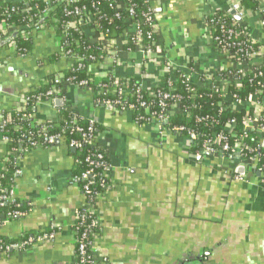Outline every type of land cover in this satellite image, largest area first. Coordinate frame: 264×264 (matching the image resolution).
<instances>
[{"label":"crops","instance_id":"obj_1","mask_svg":"<svg viewBox=\"0 0 264 264\" xmlns=\"http://www.w3.org/2000/svg\"><path fill=\"white\" fill-rule=\"evenodd\" d=\"M151 3L158 10L154 13L158 50L150 58L136 53L131 59L120 37L119 56L136 63V68L116 67L106 60L90 64L89 72L98 79L110 74L130 77L149 91L160 78V55L174 64V73H187L190 61L201 73L219 71L223 61L211 46L202 18L216 10L229 14V0ZM244 11L243 31L264 43V0L257 10ZM10 29L0 25L4 36L0 43L15 32ZM85 36L91 42L100 40L89 28ZM31 38L32 50L24 57L15 54L14 38L0 48V122L3 112L17 108L20 96L70 68L65 57L50 60L60 52L54 28L34 32ZM93 95L67 86L64 97L35 107L33 118L57 123L55 100L60 99L72 113L103 127L96 143L108 152L110 169L108 186L94 207L100 226L93 239L94 264H264V187L257 172L235 180L226 174L227 161L193 157L187 138L154 124L139 126L127 111L95 106ZM6 151L0 141V163ZM73 154L60 141L50 148L27 150L18 159L12 191L18 202L30 207L24 216L3 222L0 236L14 240L23 233L56 231L52 240L25 252L1 254L0 264H74L72 226L76 213L85 207V196L71 183Z\"/></svg>","mask_w":264,"mask_h":264},{"label":"trees","instance_id":"obj_2","mask_svg":"<svg viewBox=\"0 0 264 264\" xmlns=\"http://www.w3.org/2000/svg\"><path fill=\"white\" fill-rule=\"evenodd\" d=\"M52 10L50 13L44 15L48 7L43 0H0V25L6 28L13 27L17 36L12 39L11 45L17 56L24 57L30 54L32 50V38L26 37V34L32 32L35 28H54L55 35L59 38L65 39L64 41H59L61 48L68 52L70 55L77 56L81 59V66H78V62L74 63L71 68L61 72L62 75L67 79H72L73 83H78L82 81H88L93 79V82L101 83L106 85L109 91L113 90L112 79L104 78L98 79L89 72L88 66L90 64L104 63V58L107 55L106 50H115L116 45H111L110 42L116 41L124 33L125 28L128 24L132 23V20H128L129 13L126 10L116 12L115 4H111L109 0H76L75 2H69L70 0H50ZM117 2H122L126 7L134 6V16L133 21L140 25L143 34L149 31L148 24L143 17V14H149L153 17L155 21V15L152 12L150 5H152L151 0H115ZM240 6L243 10H257L259 7L258 2L254 0H238ZM78 9L81 15H76L74 12ZM88 19L86 22H80V18ZM53 19L54 21H52ZM77 23L76 28L67 27L65 25L68 23ZM202 25L207 24L209 28V37L212 38L213 44L220 42V48L225 47L228 50V56L230 58V64L228 69L231 71V64L236 62V59H243L245 53L249 50H257L259 43L251 44L249 43L248 37L242 33L243 27L240 23H236L235 30L239 32V40L232 41L229 39L227 34L221 30V23L224 24L225 28H230L232 25V16L221 10H216L210 15L202 19ZM89 24V25H88ZM87 28H91L94 34H96L101 41L91 42L85 36V31ZM131 36V34H130ZM129 36V37H130ZM156 36V35H155ZM154 36V37H155ZM4 36L0 30V39ZM217 39V40H216ZM149 39L143 36L144 45H149ZM240 43V46H235L232 44ZM126 49H134L132 43L129 42L126 45ZM60 55L54 54L50 57L52 62L58 61ZM93 58L94 60H91ZM260 73V74H259ZM57 74L50 76L48 79L55 77ZM227 74L224 71L218 72L220 78H225ZM175 82L173 83V90L171 94L176 96L180 108L186 109L189 113H184L181 115H176L167 118L166 120L160 121L161 126L168 130H173V128H183V131L178 135L184 138L187 137L188 132H194L200 134L201 137L197 142V145H192L190 148V153L194 157L195 152L202 145L203 141L214 138L216 136H227V132L230 130L240 138L241 135L245 134V137L241 143L247 148L243 150V156H236L231 152H221L219 146L216 147L218 150V156H220L223 161L233 162L235 159L250 157L255 160L256 170H264V145L258 142V136L255 130L249 129L245 130L244 119L253 118V109L245 108L246 106H237V109L230 108L231 104L237 102L238 104L244 105L250 96L260 93V101H264V66H261L257 72L252 74H247L242 76L241 74L235 75L232 78V86L228 88V95L223 98L219 93L212 92L207 88L196 87L185 81L180 72H176L174 75ZM188 84L192 91L188 90ZM238 84L239 86H236ZM159 85V87H158ZM129 88L136 90L138 88V83L135 80L130 79ZM157 95L164 94L168 91L167 80L164 78H159L157 84ZM49 90L48 84H42L39 88L34 91L28 92V106L26 108V114L33 115L34 107L33 103L35 97L40 96L42 101L54 100L59 96H47ZM115 92V91H114ZM232 96V97H231ZM62 97V96H60ZM121 97L116 93L110 92L106 96H93V103L95 106L103 107V101L109 100L113 103L118 102ZM159 97H150L146 91H139L134 96H131L124 100V106H116L117 111H127L132 115V118L139 126H147L150 124V119L152 115H161L162 109L159 105ZM140 102H144L149 105L148 112L145 111L143 107H140ZM172 101L167 100L166 104H170ZM117 105V104H115ZM244 107V109H243ZM128 108V109H127ZM223 108V109H222ZM22 113L16 111L3 112L2 118L3 123L0 125V133L12 140V143L7 145L6 150L10 148H23L25 151L30 150V146H26L24 137L32 136L35 141L42 142L43 138L40 132V126L35 128H30L27 122L20 120ZM264 115V111L262 113ZM59 116V128H52L48 130L50 136L60 135L65 137L66 144L70 141H82V135L77 133L71 125L72 114L69 112L66 105H62L58 108ZM77 125L82 128L84 133H88L89 121L80 117H77ZM258 123V122H257ZM262 129L264 130V120L259 121ZM49 122H45L44 125H48ZM19 125L21 130L15 131L13 127ZM63 128H65L63 130ZM95 135L99 134L103 127L100 124L94 122L93 124ZM228 143L233 145V138L227 137ZM59 143V142H58ZM54 143L52 146H54ZM46 144L43 143V147ZM51 146V145H49ZM51 146V147H52ZM74 151V169L72 178H80L88 170L94 171L93 185L90 187L92 193H97L101 190V183L105 180L101 175L103 173L102 168H93L90 166L86 160H96L97 156L101 155L102 159L98 161L104 162L110 165V158L107 151L101 148H96L95 146L83 145L80 148H71ZM213 157L208 156L206 158ZM8 161L4 164L0 163V196L4 195V192H8L13 186L16 179V172L18 167L14 164L13 157L7 156ZM228 176H233L234 173L229 171L226 173ZM106 181V180H105ZM86 181L78 180L77 186L81 190L85 185ZM108 185V182H105ZM27 204L19 202V206L15 204H7L0 206V216H7L8 220H13L18 217H13L14 212L20 213V217L25 215L29 211ZM83 214V212H80ZM79 223V224H78ZM1 225V219H0ZM74 229V227H73ZM90 229H93L94 234H98L100 231V226L98 220L93 215H86V218L82 221H77L75 230H77L79 236ZM23 235H33L31 233H23ZM89 240H93L92 237ZM15 240L7 239L0 236V245L5 247L6 245L13 244ZM74 247V264H82L77 256L76 244ZM90 264V263H87Z\"/></svg>","mask_w":264,"mask_h":264},{"label":"built area","instance_id":"obj_3","mask_svg":"<svg viewBox=\"0 0 264 264\" xmlns=\"http://www.w3.org/2000/svg\"><path fill=\"white\" fill-rule=\"evenodd\" d=\"M5 1H10V0H5ZM24 1H31V0H24ZM45 1L48 9L47 11L44 13V15L46 16V14L50 13L52 10V6H51V1L50 0H43ZM76 0H70L69 2H75ZM111 4H115L116 7V12L123 11L126 10L129 13V17L128 20H132V23L128 24L127 27L125 28L124 33L121 35L122 40H124V43H132V46L134 47V49H125L126 55L129 56L131 59L133 58L132 56L135 55L136 53L141 54L143 56L144 59L146 58H150V56L155 53L158 50V46L156 43V34L158 33V28L156 25V22L154 21L153 17L149 14H143V17L145 18L146 23L148 24V28L149 31L145 34H143V32L141 31L140 25L135 21H133V16H134V6H128L126 7L125 4H123L122 2H117L115 0H109ZM256 2H258V4L261 3V0H254ZM229 8L230 10L234 11L240 18H241V22L244 19L245 16V11L242 9V7L240 6V3L238 0H229ZM76 15H81L80 10L76 9L74 12ZM52 21H54L53 19H51ZM86 18H84V20L82 19V16L80 18V22L82 23L83 21L87 23ZM236 21L234 19V17H232V25L230 28H225L224 24L221 23L220 27L221 30H223V32L225 34H227L229 39H232V41H236L239 40V32H237L235 30V26H236ZM89 25V24H88ZM262 26L264 27V19L262 20ZM67 27H71V28H76L77 27V23L72 22V23H68L65 25V28ZM204 27L206 28V30L208 31L209 34V26L207 24L204 23ZM10 31L12 29H14L13 27H10ZM44 29V28H40L37 27L35 28L32 32H29L28 34H26V37H31L33 35L34 32H39V30ZM91 29V28H90ZM15 30V29H14ZM243 34H245L247 37L248 35L242 31ZM131 34V36H130ZM130 36V37H129ZM143 36H145L147 39H149V45H144L143 43ZM155 36V37H154ZM249 39V43L254 44V43H259V47L257 50H252L249 47V50L245 53L243 59L238 58L236 59L235 63L231 64V69L233 70H229V64H230V58L228 56V50L225 47H221L220 48V42L218 41L217 44H213L212 42V38L210 37V43L212 48L219 54L220 58L222 59V66L220 67L219 71L217 70L216 72H211L210 74L208 73H201L200 70H198L197 67V63L196 62H188L187 65V69L188 72L185 73L184 71H177L180 72L183 79L185 81H187L189 84L196 86V87H203V88H207L208 90L212 91V92H217L219 93L223 98H226L228 95V88L230 86H232V78L235 75H239L241 74L242 76H246L247 74H252L254 72H257V70H259V68L261 66H264V43H260V42H256L252 39H250V37H248ZM65 39L60 38V41H64ZM217 40V39H216ZM90 41V40H89ZM101 41V39L99 40ZM96 41V42H99ZM111 45H116V41H112L110 42ZM235 46H240V43L237 44H232ZM122 51L120 50V48H118V46L116 45L115 50H106V56L104 58V62L106 60H110V62H112L116 67L118 66H123V67H135L134 64L136 63H130L129 59H126L125 57L123 58L122 56H119L120 53ZM160 52V51H159ZM160 54V53H159ZM59 55L61 57H65L66 59L69 60L70 62V68L72 67V65L76 62H78V66H81V59L78 58L77 56H73L70 55L68 52H65L61 46H60V52ZM91 60H94L93 58H90ZM160 61L158 62L161 70L159 72L160 74V78H164L167 80V84H168V91L165 92L162 95H157L156 90L157 88V84L156 86L149 90L146 91L148 93V95L150 97H155L158 96L159 97V105L162 109L161 115L159 116H154L152 115L151 119H150V124H154L158 129H164L161 126L160 121L162 120H166L169 117L172 116H176V115H181L184 113H189L188 110L186 109H182L180 108L179 104L177 103L178 99L176 96H173L171 94V91L173 90V83L175 82V71L174 70V64L168 59V57L164 54V55H160L159 57ZM136 68V67H135ZM220 71H224L227 75L225 76V78H220L218 75V72ZM260 74V73H259ZM95 77V76H94ZM194 77V78H193ZM96 78V77H95ZM108 78L112 79V85H113V90L109 91L108 88L106 87V85H103L101 83H94L93 79H90L88 81H82V82H78V83H73L72 79H67L65 78L63 75L59 74L56 75L55 77L48 79L46 81V84H48L49 86V90L47 92V96L52 97V96H62L64 97V91L65 88L67 86L70 85H74L77 86L80 89L83 90H88L91 91L94 95L97 96H106L108 94H110V92L116 93L119 97H121L122 99H120L118 102L113 103L109 100L103 101L102 106L104 108H108V109H116V106H121V107H125L124 106V100H126L127 98L134 96L135 94H137L139 91H142V87L138 84V88L136 90H132L129 88V83H130V77H126V78H117L113 75H108ZM188 84V90L192 91L193 88H190ZM236 86H239L238 84H235ZM159 87V85H158ZM115 91V92H114ZM27 94H24L22 96H20L19 98V104L17 106V108L13 111L16 112H20L22 113L20 120L23 122H27L30 126V128H35L40 126V132L43 138V143L46 144L45 147H43V143L42 142H37L34 140V138L32 136H26L24 137V143L26 146H30L31 149H37V148H50L54 143H58L60 141H63L66 143V139L65 137H61L60 135H54V136H50L48 134V130L52 129V128H59L60 127V123H52L49 122V124L46 126L44 125L45 122L43 123H38L36 121H34L33 115H29L26 114V108L29 104L28 102V97L26 96ZM93 95V96H94ZM232 97V96H231ZM42 98L40 96L35 97V101L33 103V107H38L41 104L45 103L46 101H42ZM167 100H171L172 102L170 104H166ZM49 101V100H47ZM117 104V105H115ZM237 106H246L245 108H251L253 109V113H254V117L251 118H246L244 119L243 123H244V127L245 130H255L257 136H258V142H260L261 145H264V130L262 129L259 121L264 120V115H262L263 111H264V101H260V93L250 96L247 100V102L242 105L241 103L237 105V102L231 104L230 108L233 109H237ZM68 107V106H67ZM140 107H143L145 109L146 112H148L149 110V105L145 104L144 102H140ZM128 109V108H127ZM223 109V108H222ZM244 109V107H243ZM69 112L72 114V118H71V125L74 128V130L77 133H80L82 135V141L78 142V141H70L67 146L71 147V148H80L83 145H87V146H95L96 148H99L97 146V137L99 134L95 135L94 132V128H93V124L94 121L92 120H88L89 121V127H88V133H84L82 128H80L77 123V117H80L74 113H72L70 111V109L68 108ZM81 118V117H80ZM3 121L2 115H1V122ZM0 122V125H2L3 123ZM258 122V123H257ZM13 129L15 131H19L21 130V127L19 125H15L13 127ZM65 128H63L64 130ZM170 131V130H169ZM183 131V128H173V130H171L170 132H174L176 134H179L180 132ZM201 135L194 133V132H188L187 133V139L190 141L191 146L192 145H197L198 140L200 139ZM233 138V145H230L228 143V138ZM245 137L244 135H241L240 138H237L236 135L234 133H232L230 130L227 132V136H216L213 139H207L205 141H203L202 145L199 146V149L195 152V156L199 157V158H206L208 156H215V157H219L218 156V150L216 149L217 146L220 147L221 152H231L233 154H236V156H243L242 152L243 150H247V148L241 143V141L243 140V138ZM0 141L2 143H4L5 145H9L12 143V140L10 138H7L5 136H3L0 133ZM51 145V146H49ZM25 152V150L23 148H10V150L6 151V156L4 157V159H2L1 164H4L8 161L7 156H11L13 157V161L14 164L17 166V161L18 159L21 157V155ZM98 159H102V156L99 155L97 156L96 160H90L87 159L86 162L92 166L93 168H102L103 169V173H102V177L105 178V180L107 181V173L110 169V165L98 161ZM228 171H232L234 173V175L232 176L233 179L235 180H243L247 177L246 174H251L253 172H257L258 175L261 177V185L264 187V170H256V166H255V160L253 158L250 157H245V158H239V159H235L233 162H228ZM242 167L244 169V173L243 174H237L236 173V169ZM19 171L16 172V174H18ZM94 171L93 169L86 171L84 174H82L80 176V178L74 179L71 183L77 186V181L83 180L86 181L85 185L83 186V188L81 189V192L83 193V195L85 196V207L80 209L75 216V221L74 224L72 226V233H73V241L76 244L77 247V256L80 260V263L82 264H94V258H93V240H89L90 237H92L93 235V239L95 237L96 234L93 233V229H90L89 231L81 234L79 236L77 230H75V226L77 224V221H82L83 219L86 218V215H93L94 214V207L95 204L98 202L101 194L104 192V190L107 188L108 185H105V180L102 181L101 183V190L97 193H92L90 187L94 184L93 183V178L95 176H93ZM7 204H15V206H19V202L15 199L14 193L12 191V188L7 192H4V195L0 196V206L3 205H7ZM80 212H83V214H81ZM13 217H20V213L18 212H14ZM24 216V215H23ZM96 217V216H95ZM1 219V225L3 222L7 221V216L1 215L0 216ZM79 224V223H78ZM0 225V226H1ZM74 227V229H73ZM55 229L54 228H50L48 231L46 232H40V233H35L33 235H20V237L18 239H14L15 242L13 244H9L6 245L5 247H2L0 245V255L1 254H7L8 252H25L30 248H33L35 246H37L38 244L50 241L54 238L55 236Z\"/></svg>","mask_w":264,"mask_h":264},{"label":"water","instance_id":"obj_4","mask_svg":"<svg viewBox=\"0 0 264 264\" xmlns=\"http://www.w3.org/2000/svg\"><path fill=\"white\" fill-rule=\"evenodd\" d=\"M152 5H153V10H152L153 13L158 12V10H157L156 8H154V5H155V4H152ZM229 14H230L232 17H234V19H235L236 22H238V23L241 22V18H240V17H239L234 11L230 10ZM17 34H18L17 32H14V33L12 34V36L10 37V39L6 40L5 42H1V43H0V48L3 47L4 45L8 44V43L11 41L12 38H15V37L17 36ZM221 66H222V64H221ZM221 66H220V67H221ZM55 105H56L57 107H61V106L63 105V101L60 100V99L55 100ZM236 172H237V173H240V174H243V173H244V169H243L242 167L237 168V169H236ZM257 174H258V173H257Z\"/></svg>","mask_w":264,"mask_h":264},{"label":"flooded vegetation","instance_id":"obj_5","mask_svg":"<svg viewBox=\"0 0 264 264\" xmlns=\"http://www.w3.org/2000/svg\"><path fill=\"white\" fill-rule=\"evenodd\" d=\"M203 19V18H202ZM203 24V23H202Z\"/></svg>","mask_w":264,"mask_h":264}]
</instances>
